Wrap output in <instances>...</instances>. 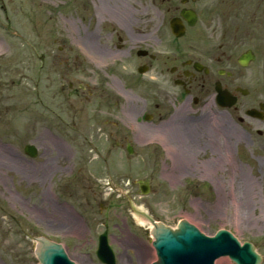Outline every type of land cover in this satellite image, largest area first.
<instances>
[{
	"label": "rangeland",
	"instance_id": "1",
	"mask_svg": "<svg viewBox=\"0 0 264 264\" xmlns=\"http://www.w3.org/2000/svg\"><path fill=\"white\" fill-rule=\"evenodd\" d=\"M4 5L10 9L9 21L2 14ZM134 5L139 7V3ZM89 22L82 13V0H0V168L9 169L7 175L2 173L3 181L0 179V264H40L26 234L46 235L34 230L27 209L35 215L34 206L43 210L40 195L48 191L43 184L63 182L62 175L67 172L56 171L57 166L62 168V160L73 155L78 162L76 153L80 152L88 157L82 174L79 171L63 183L69 191L85 188L98 197L88 201L82 240L67 243V252L77 264H101L95 253L97 237L104 228L97 226L94 218L110 226L117 264H144L138 242L140 250L154 249L153 238L149 222L139 225L134 220L133 207L173 229L186 219L209 236L228 230L240 242L252 243L264 264V139L257 135V129L264 131V127L254 125L251 129L226 118L224 138L220 120L205 127L202 122H183L173 116L167 120L166 133L172 144L184 152L192 151L187 155L190 161L184 159L176 165L164 162L161 148V153L151 148L149 153L156 159L143 162L146 148L133 144L135 157L129 158L126 148L115 151L114 145L102 144L106 137L102 133H110L108 128L96 132L87 126L86 135H102L101 142L82 145V113L74 117L68 102L76 103L77 97L82 101V28ZM15 29L21 36H15ZM70 83L73 92L68 90ZM120 105L125 106L123 100ZM231 115L235 116L232 111ZM71 120L79 126L70 127ZM131 121L133 125L144 121V126H135L147 132L159 124L157 119L148 123L137 113ZM204 128L210 138L207 154L200 142L189 147L191 138L196 140ZM31 144L39 151L34 160L24 154V147ZM103 156H116V160L108 158L105 163ZM210 156L211 161L203 163L202 159ZM55 171L57 176L52 179ZM145 180L151 185L148 195H142L139 187ZM12 191L18 192L14 201L10 199ZM247 201L250 206L245 212ZM15 214L18 220L22 217V224L17 223ZM43 219L50 221L48 214ZM48 235L54 237L51 231Z\"/></svg>",
	"mask_w": 264,
	"mask_h": 264
},
{
	"label": "flooded vegetation",
	"instance_id": "2",
	"mask_svg": "<svg viewBox=\"0 0 264 264\" xmlns=\"http://www.w3.org/2000/svg\"><path fill=\"white\" fill-rule=\"evenodd\" d=\"M117 1L120 7L116 0L82 3V13L90 21L82 28V101L77 97L76 103L68 102L74 117L82 113V131L86 126L110 129L108 141L117 149H128L130 138L146 148L159 144L164 162L176 165L190 161L187 155L192 151L184 152L164 133V118L173 110L186 122L199 121L205 127L220 120L224 138L226 118L251 129L264 127V0ZM173 19L179 20L184 36L173 34ZM69 91H74L73 83ZM232 101V108L221 106ZM252 109L259 110L257 117L247 115ZM132 112L142 114L144 120L157 117L160 129L124 133L112 117L121 113L127 124ZM208 131L204 128L196 140L191 138L189 147L200 142L207 154ZM257 135L263 141V129H257ZM85 141L82 136V145ZM150 158L154 161L156 155L146 152L143 161ZM210 158H203V163ZM80 159V164L86 163L85 157ZM70 160L65 171L72 175ZM8 170L0 168L2 181ZM68 187L57 181L55 191L53 186L43 191V210L34 206V217L64 243L82 239L86 228L82 211L95 196L89 191L88 198L85 188L69 191ZM46 214L50 221L43 219Z\"/></svg>",
	"mask_w": 264,
	"mask_h": 264
},
{
	"label": "water",
	"instance_id": "3",
	"mask_svg": "<svg viewBox=\"0 0 264 264\" xmlns=\"http://www.w3.org/2000/svg\"><path fill=\"white\" fill-rule=\"evenodd\" d=\"M174 32L182 34L175 26ZM26 153L35 157L36 149L28 146ZM142 192L147 193L148 188L142 187ZM149 219L155 227L154 246L159 257L157 264H214L217 258L225 255H229L237 264L262 262V258L251 243L241 246L228 232L220 231L215 237L209 238L185 220L179 224V229L174 231ZM36 253L41 264H73L67 260L61 245L44 239L38 240ZM98 256L103 262L114 264V255L106 239L102 240Z\"/></svg>",
	"mask_w": 264,
	"mask_h": 264
},
{
	"label": "bare ground",
	"instance_id": "4",
	"mask_svg": "<svg viewBox=\"0 0 264 264\" xmlns=\"http://www.w3.org/2000/svg\"><path fill=\"white\" fill-rule=\"evenodd\" d=\"M248 195L251 196V192L248 191ZM249 196H248V199H249ZM247 206L245 207L246 209L244 210L245 212H247L249 210V202L247 201L246 202ZM137 212L134 213V219L136 220V222L140 225L142 224H146V219L144 217V214L142 212L144 211H139L136 209ZM145 213V212H144ZM150 228H152L154 225L152 224H149ZM138 252H139V256L140 258L142 259V262L144 264H152L153 262H156L157 260V254H156V251L155 249H150L147 248V247H142V249L140 250V244L138 242ZM232 264V261L229 259V258H225V259H219L215 264Z\"/></svg>",
	"mask_w": 264,
	"mask_h": 264
}]
</instances>
